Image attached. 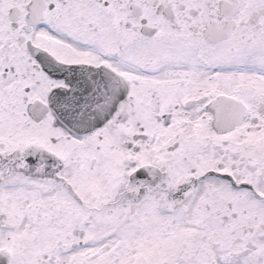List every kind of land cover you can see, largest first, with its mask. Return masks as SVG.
<instances>
[{
  "label": "snow or ice",
  "instance_id": "1",
  "mask_svg": "<svg viewBox=\"0 0 264 264\" xmlns=\"http://www.w3.org/2000/svg\"><path fill=\"white\" fill-rule=\"evenodd\" d=\"M0 264H264V0H0Z\"/></svg>",
  "mask_w": 264,
  "mask_h": 264
}]
</instances>
